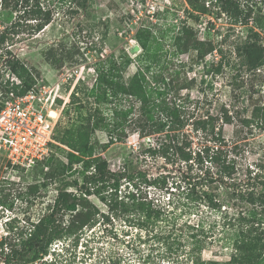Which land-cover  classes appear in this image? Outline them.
I'll return each instance as SVG.
<instances>
[{
    "label": "rangeland",
    "instance_id": "1",
    "mask_svg": "<svg viewBox=\"0 0 264 264\" xmlns=\"http://www.w3.org/2000/svg\"><path fill=\"white\" fill-rule=\"evenodd\" d=\"M145 1L143 5L141 0H95L91 15L87 16L82 12L70 13L65 0H45L54 11V20L43 30L34 32L32 25L37 23L38 15L25 13L22 2L18 9L15 8L18 0H9L7 7L2 6L0 0V33L9 28L7 42L0 45V66L9 67L5 59L15 56L30 68L34 83L49 90L46 96L53 116L59 115L67 101L68 113L63 108L56 125V134L61 135V131L77 121L76 105L69 104L71 98L67 100L76 81L83 88L80 97L85 99L86 90L96 82L97 66L111 53L118 56L125 50L137 59L143 48L135 34L139 28L147 27L153 32L150 41L153 49L160 46V62H153L147 73L150 87L165 88L161 77L166 82L171 79V86L166 84L171 89L170 100L176 88L186 84L188 89L183 88L181 94H189L192 99L188 111L196 106L194 116L214 118L216 130L221 127L226 141L222 146V161L234 164L236 180H246L255 163L264 161V128L245 126L241 120L251 116L254 104L264 102V73L241 67L234 46L247 37L257 38L264 44V27L251 32L252 23L249 26L235 23L215 0L200 1L205 4L206 11L198 20L190 15L193 9L188 0ZM240 1L251 10L252 16L264 15V0ZM151 4L156 6L154 15L149 11L153 10ZM185 22L193 26L198 39L214 46L203 59L198 58L195 50L178 51L174 37ZM91 24L95 28H91ZM220 50L227 54L232 65L218 71ZM49 53L55 55L53 62L47 59ZM145 62L134 60L125 71V77L132 76L139 64L143 66ZM0 90L6 94L7 89L1 85ZM53 100L55 104L51 106ZM90 101L101 108L112 128L118 120L113 114L116 103L95 102L93 97ZM128 103L124 101L120 107H127ZM138 106L135 102L130 115L132 122L125 125L124 131L113 134L115 139L109 146L102 147L110 139L109 130L98 128L93 135L94 141L99 142L97 155L108 160L113 172L123 175L117 191L112 186L113 181L94 186L90 194L83 190L84 170L76 167L82 166L81 163L74 166L78 171L64 176L65 181L54 179L42 186L48 179L47 170L20 171L15 176L0 154V241L8 237V248L15 243L19 246L17 233L29 229L49 213L58 189L70 182L71 185L65 187L78 197L87 198L98 212L92 224L83 228L77 245L74 233L63 232L50 246L48 254H42L35 264H191L197 258L225 264L233 252L230 237L234 229L224 226L221 212L210 209L203 202L188 200L189 186L183 181L189 169L192 168L193 173L217 172L219 163L208 160L201 169L197 163L151 151V148H158L165 133L141 135V127L135 125ZM225 109L232 117L230 123L224 122ZM177 134L187 136L193 142V150H197L207 137L203 130H196L191 121ZM56 143L55 154L67 160L70 148L58 140ZM209 144H216L211 137ZM229 186L216 182L206 188L216 193L223 210L226 209L225 214H237L247 205L231 196ZM135 201L153 202L163 213L148 221ZM72 217L71 212L59 215L64 228L70 226ZM201 223L203 229L189 228L196 226L198 229ZM261 224L264 227V221ZM194 232L200 235L195 238ZM0 264L19 263L15 258L9 260L7 251L0 247Z\"/></svg>",
    "mask_w": 264,
    "mask_h": 264
},
{
    "label": "trees",
    "instance_id": "2",
    "mask_svg": "<svg viewBox=\"0 0 264 264\" xmlns=\"http://www.w3.org/2000/svg\"><path fill=\"white\" fill-rule=\"evenodd\" d=\"M45 1V0H44ZM43 0H18L14 7L18 9L22 2L25 13L29 12L38 15L37 23L32 25L34 32L43 30L47 25L54 20V11L51 6ZM68 5V11L73 14L84 13L91 15V9L94 6L95 0H65ZM145 2V0H142ZM201 0H188L193 11L189 12L196 20L206 11L205 4L200 3ZM223 12L228 14L235 23L250 25V31L254 32L257 27H264V15L252 16L251 10H248L240 0H215ZM5 7L8 6L9 0H2ZM25 7V9H24ZM30 7V8H28ZM29 9V10H28ZM194 11H197L194 12ZM252 21V22H251ZM91 28H95L91 24ZM8 27L0 33V45H3L8 40ZM136 39L142 45L143 52L132 58L125 50H122L118 56L111 53L106 59L102 60L96 68L97 77L95 84L86 90L85 99L80 97V92L83 88L76 85L74 91L70 95L69 104L76 105L75 109L78 112L77 121L66 127L60 135L55 134V140L60 144L67 145L70 150L67 152V160L57 157L55 153L50 159L45 162L49 169L46 171L47 178L42 186H47L50 181L60 179L65 181L64 176L68 173L73 174L77 169L76 164L81 163L84 170L82 189L87 193H92L91 189L94 186L107 185L112 182V186L116 191L121 186V178L123 175L113 172L110 169L108 160L97 155L98 141H94L93 135L98 128H106L109 130L110 139L102 144V147H107L113 143L116 131L125 130V125L132 122L130 115L135 109V102H138V118L135 125H139L141 135L147 136L154 133H165V137L161 140L157 147L151 148L154 153L161 152L165 157L173 155L175 158H180L187 163H197L198 167L203 169L205 161L210 160L212 163H219L217 172L208 171V173L192 172V168L184 175L183 181L189 187L187 188V199L190 201L203 202L210 209L221 212L224 226H230L234 229L230 237L233 252L230 259L225 264H264V161L256 162L254 170L249 173L246 180H236L235 167L230 161H222L221 154L222 146L226 145L221 127L216 130L217 126L214 118L194 116V110L188 111L192 106V99L189 94H181L183 88L188 89L186 84H181L176 88L175 96L168 99L171 79L166 82V79L161 77L165 83V88L150 87L149 77L153 62H160L158 48L153 49L150 41L153 38V32L145 27L139 28L135 34ZM178 51L189 52L195 50L198 58L203 59L208 51H212L214 46L207 44L205 41L198 39L197 33L193 26L186 22L181 26L178 34L174 37ZM210 46L209 48H206ZM221 51V58L218 61L217 70L221 71L224 66H231L232 62L227 57V54ZM10 54V51H8ZM234 53L240 66L246 70L258 73H264V44L257 38L247 37L235 44ZM55 55L49 53L47 59L53 62ZM134 60L145 62L143 66L139 64L137 71L130 77L126 78L124 73ZM8 66L24 81V86L14 90L19 94H24L29 87L34 83V78L28 68L19 58L5 59ZM157 79V78H155ZM158 83V82H157ZM167 84V85H166ZM91 97L95 102L106 101L116 103L113 108V114L120 121H115L111 128L107 116L103 115V111L98 106H93ZM128 101L129 106L120 107L123 102ZM69 105L64 107V111L68 113ZM224 122L230 123L232 117L228 114V110H224ZM194 117V118H193ZM192 122L196 130H203L207 137L205 142L197 150H193V142L186 136L177 134L183 130L189 122ZM242 123L245 126H255L264 128V102L253 105L252 114L250 117L242 118ZM223 129V128H222ZM183 132V131H182ZM185 134V132H184ZM122 137L121 135L119 136ZM215 141L212 146L209 144V138ZM118 139V138H116ZM55 148L57 144L53 143ZM55 165V167H54ZM193 167V164L190 165ZM36 169H44V163L37 166ZM220 182L221 184L230 185L231 196L237 198L240 202L245 203L243 209L238 210V213L230 214L222 208L216 193L208 190L206 186ZM78 185V182H74ZM70 182H65L58 189V194L55 198L51 211L44 214L39 220L32 224L29 229L20 230L16 239L21 242L19 246L13 244L8 248V237L2 238L0 247L3 251H7V258L17 259L19 264H35L41 259L42 254H48L50 246L59 239L63 232L73 234L75 236L74 243L79 242L80 233L83 228L92 224L93 216L98 212L89 200L82 195L67 191ZM38 185L36 184L35 187ZM35 187H33L35 189ZM102 198H104L102 196ZM133 199H136L132 196ZM86 202V203H85ZM144 211V215L148 221L159 218L163 213L161 207L155 208L153 202L145 203L144 201L134 202ZM202 203V204H203ZM128 209V208H127ZM64 212H71L72 223L66 229L62 226L59 220V215ZM202 225L189 226L191 229L199 230ZM204 227V226H203ZM79 230V232H78ZM204 230H201L203 233ZM193 237L197 238L200 234L193 233ZM28 252L32 254L28 256ZM191 264H219L218 261H201L197 258Z\"/></svg>",
    "mask_w": 264,
    "mask_h": 264
},
{
    "label": "built area",
    "instance_id": "3",
    "mask_svg": "<svg viewBox=\"0 0 264 264\" xmlns=\"http://www.w3.org/2000/svg\"><path fill=\"white\" fill-rule=\"evenodd\" d=\"M143 3L142 1L141 4ZM151 7L153 10L149 11L154 15L156 6L151 4ZM77 84L78 81L71 88L67 100ZM0 85L7 89L6 94L0 90V154L15 176L20 171L30 172L43 163L44 169L48 170L49 166L45 162L56 151L53 146V143L57 144L56 125L67 101L59 115L53 116L46 96L49 90L34 83L24 94L17 93L14 87L20 90L24 81L4 65L0 66ZM53 104L55 100L51 102V106Z\"/></svg>",
    "mask_w": 264,
    "mask_h": 264
},
{
    "label": "bare ground",
    "instance_id": "4",
    "mask_svg": "<svg viewBox=\"0 0 264 264\" xmlns=\"http://www.w3.org/2000/svg\"><path fill=\"white\" fill-rule=\"evenodd\" d=\"M52 111H53V110L51 109V114H52ZM52 115H53V114H52Z\"/></svg>",
    "mask_w": 264,
    "mask_h": 264
}]
</instances>
